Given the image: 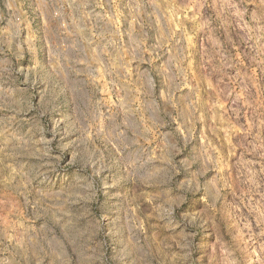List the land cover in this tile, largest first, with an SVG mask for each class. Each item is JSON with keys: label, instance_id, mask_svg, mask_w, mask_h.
<instances>
[{"label": "rangeland", "instance_id": "rangeland-1", "mask_svg": "<svg viewBox=\"0 0 264 264\" xmlns=\"http://www.w3.org/2000/svg\"><path fill=\"white\" fill-rule=\"evenodd\" d=\"M103 1L0 0V264H264V0Z\"/></svg>", "mask_w": 264, "mask_h": 264}, {"label": "crops", "instance_id": "crops-1", "mask_svg": "<svg viewBox=\"0 0 264 264\" xmlns=\"http://www.w3.org/2000/svg\"><path fill=\"white\" fill-rule=\"evenodd\" d=\"M103 6V5H101ZM80 34V32H79ZM87 32H85V36H87ZM69 38V37H68ZM84 56L81 55L78 58V62H81L84 68H92V69H108L109 67V51L108 48L104 45L101 46L100 51H98L97 47H86L83 52ZM89 63V64H88Z\"/></svg>", "mask_w": 264, "mask_h": 264}, {"label": "built area", "instance_id": "built-area-1", "mask_svg": "<svg viewBox=\"0 0 264 264\" xmlns=\"http://www.w3.org/2000/svg\"><path fill=\"white\" fill-rule=\"evenodd\" d=\"M98 2H99V1H98ZM100 3H101V4H103V3H104V1H103V0H100Z\"/></svg>", "mask_w": 264, "mask_h": 264}]
</instances>
